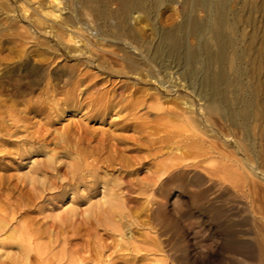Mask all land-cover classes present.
Wrapping results in <instances>:
<instances>
[{
	"label": "bare ground",
	"instance_id": "obj_1",
	"mask_svg": "<svg viewBox=\"0 0 264 264\" xmlns=\"http://www.w3.org/2000/svg\"><path fill=\"white\" fill-rule=\"evenodd\" d=\"M37 1L17 0L27 7ZM233 2L240 10L232 13ZM37 6L49 11L46 17L65 18L49 26L32 20L38 9L31 8L23 11L24 22L16 16L26 29L8 36L7 42L29 40L42 49L36 61L21 63L31 79L15 96L38 93L36 102L21 112L16 103L0 105L7 117L0 118V189L7 192L0 194V237L9 234L0 241V264H197L187 233L193 211L233 238L224 209L209 207L216 185L211 161L242 168L241 147L225 134L250 137L261 122L259 75L246 68L264 65V27L248 20L247 41L241 28L244 16L264 18V0H45L44 8ZM175 6L177 25L154 26L159 10ZM139 16L144 20L132 24ZM147 19L151 27H142ZM55 60L72 65L48 71ZM63 117L79 120L50 132ZM145 229L152 236L140 234ZM235 252L227 264H242L240 248Z\"/></svg>",
	"mask_w": 264,
	"mask_h": 264
},
{
	"label": "rangeland",
	"instance_id": "obj_2",
	"mask_svg": "<svg viewBox=\"0 0 264 264\" xmlns=\"http://www.w3.org/2000/svg\"><path fill=\"white\" fill-rule=\"evenodd\" d=\"M263 1V0H260ZM65 5L70 4L72 0H61ZM38 4L45 7V0H38L33 4L22 5L17 0H0V105H4L9 102L16 103L14 106L15 112H21L24 109L26 103L36 102L38 93L31 95V97H24L22 99H15L18 92V86L28 85L30 77L26 76L24 71L27 67L21 65V63L28 57L31 61H36V55L41 47L34 48L32 44H35L29 40H16L14 42H7L8 36L15 33L17 29L25 30L26 25L19 22L16 16H20V21L24 22L23 11L30 13L31 8L38 9ZM238 2H233L230 6V11L237 12L240 10ZM16 7V8H15ZM175 9H161L154 17V26L157 28H169L177 25L180 22L181 9L178 6ZM37 15L32 18L34 21H44L47 25L56 24L60 19L65 18L62 14L60 19L54 20L53 18L58 16L57 14H51L50 17L44 16V12L49 11L36 10ZM260 13V12H259ZM195 19L201 22L204 18L202 12L195 14ZM24 18V19H23ZM136 18V16L134 17ZM140 19L133 23L139 24L143 21V16H139ZM253 19L259 29L264 27V18L262 13L252 16L243 17V26L241 28L244 39H249L252 30L247 27L248 20ZM150 20H145L141 24L142 27H151ZM36 26V25H35ZM37 30V29H36ZM146 38L149 41H154L152 34L148 33ZM260 38V37H259ZM38 43H43L42 39L37 38ZM61 60H55L53 64L47 69L50 72L58 71L61 68L70 67L71 63H61ZM33 64V63H31ZM247 73L259 75V86L262 88L264 94V65L257 67H247ZM0 118L7 119L6 114L0 111ZM50 119V117H48ZM63 121L60 125L53 127V130H60L63 126L69 125L71 122H76L79 118L67 119L63 117ZM66 119V120H65ZM212 121L216 126H220L221 122L217 116L212 118ZM30 124H38V119H32ZM90 129L96 130L98 126H90ZM59 132V131H58ZM226 138L229 144L239 145L241 147L238 152L239 157L237 160H241L242 168L232 166L230 163L220 164L218 161L213 160L212 168L215 174L213 190L209 196L210 208H223L224 209V221H228L233 238H228L221 235L215 228H213V221H209L207 217H201L197 212L191 219L192 227L188 228V244L189 251L191 252L192 259L197 264H205L206 261L211 260L213 264H227L229 258H234L237 248L241 250L240 259L242 264H264V107L261 108V122L254 126V130L251 131L250 137H244L242 133H226ZM130 157H134L131 155ZM38 159V158H37ZM36 158H32L31 163L37 161ZM9 165V161L4 162ZM224 165V167H223ZM28 172V169L22 170L16 173L19 177L24 176ZM145 173V172H144ZM14 172L8 173L13 175ZM256 175V176H255ZM117 176V174L115 175ZM140 175L139 178H142ZM0 194L6 196L7 192L4 189H0ZM99 198H96V201ZM181 204H187L185 198H181ZM130 206V205H128ZM39 207H43L40 205ZM68 205L64 206L60 210L54 212L52 217H60L62 213L68 209ZM51 210V207L47 208ZM47 209H43L45 215L49 216L50 212ZM139 221L144 222V217H141ZM140 234L152 236L153 232H149V229H145ZM9 234L0 237V241H6ZM98 235H101L100 233ZM137 237L136 235L134 236ZM89 238L86 236L85 240ZM105 241V239H101ZM232 244L230 250L224 249L226 244ZM109 243V242H107ZM59 248L53 249L51 255L57 254ZM4 255V252L0 250V256ZM165 257L160 260L167 261ZM154 259V258H150ZM159 259V258H158ZM55 260V259H54Z\"/></svg>",
	"mask_w": 264,
	"mask_h": 264
}]
</instances>
